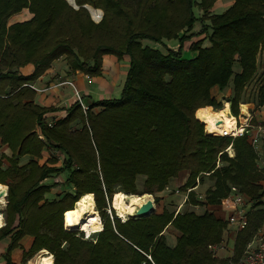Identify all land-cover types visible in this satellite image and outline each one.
<instances>
[{
	"label": "trees",
	"instance_id": "obj_1",
	"mask_svg": "<svg viewBox=\"0 0 264 264\" xmlns=\"http://www.w3.org/2000/svg\"><path fill=\"white\" fill-rule=\"evenodd\" d=\"M219 1L75 0L76 10L67 0H0V146L12 152L0 159V186L9 187L0 242L11 240L0 260L17 264L12 253L25 237L33 242L21 264L41 251L53 255V264H229L242 256L264 222V208L249 214V226L237 234L233 258L220 261L209 246L223 241L228 222L212 212L176 214L165 207L122 221L111 207L113 196L121 192L154 195L157 203L183 172L189 177L178 187L182 194L196 187L197 180L214 181L206 203L192 192L185 206H219L231 186L262 204L264 193L257 182L263 176L248 140L208 135L198 119L206 124V113L213 110L207 107L222 110L213 89L223 92L231 83V111L239 115L240 104L250 103L243 97L258 73L260 57L264 67V0H232L225 12L213 14ZM84 6L103 11V19L94 22ZM94 9L98 21L102 13ZM24 10L33 17L9 25ZM197 23L200 31L191 33ZM145 40L160 46L178 40L180 46L163 52L144 45ZM188 41L194 57L183 54ZM106 56L130 59L121 97L93 102L86 113L75 102L66 117L54 118L48 126L46 115L54 109L37 105L30 85L60 59L70 74L102 77ZM30 64L33 73L23 75L21 69ZM257 103L264 106V71ZM231 145L233 158L226 152ZM45 149L50 155L41 163ZM56 152L64 155L62 167ZM26 156L29 162L20 166ZM61 173L71 191L49 199L56 184L44 182ZM139 177L145 179L143 192L137 187ZM1 187L0 197L6 191ZM87 194L94 195L104 225L91 241L64 223L68 220L77 229L74 210ZM170 227L179 233L175 246L166 236Z\"/></svg>",
	"mask_w": 264,
	"mask_h": 264
},
{
	"label": "crops",
	"instance_id": "obj_2",
	"mask_svg": "<svg viewBox=\"0 0 264 264\" xmlns=\"http://www.w3.org/2000/svg\"><path fill=\"white\" fill-rule=\"evenodd\" d=\"M219 3L222 4L221 5L222 8H225L227 10L233 4V1L232 0H228V1H222L221 0V1H219ZM24 12H25V10L21 14H24ZM31 17H32L31 14H29L28 17L25 16L26 19H29ZM195 30H197V29L195 28ZM199 31H194L191 33H197ZM149 45L154 47V48H157V46H158V44H149ZM160 49H161V46H160ZM192 54H193V56H191V57L196 56V53H192ZM33 71H34L33 65H27L26 67L21 69V73L25 76L31 75L33 73ZM119 76H122V75H120V73L114 74L112 76V79H111L112 85L115 86L114 87L115 93H117L116 96L118 95V93H120L122 91V89L124 87L123 82H125V78L122 76V78L119 80ZM104 77H105V70H103V76L97 77V78H90L89 76H87L81 72H76V73L70 74L67 62L64 59L57 60L53 63L50 70H48L37 82H35L34 84H31V85H34L36 88V89H34L36 91L35 103L41 107H44V108H53L54 109L53 112L48 113L46 115L49 118V120H52L54 118L56 120L62 119L64 117H66L68 109L72 106L73 103H75V91L70 87H55L54 84H56L58 81H62V80H67V79L73 80L76 83L78 90L83 94L85 101L87 98L89 100L87 93L92 92L91 89H93V88H94L93 91L95 92L97 97H104V98L107 97L106 99H114L113 92H111V93L108 92L110 83H108V81H106L104 79ZM99 79H103L104 81L99 83ZM216 90H219V89L214 88L213 92ZM92 101H94V100L92 99ZM97 101H100V100L97 99ZM87 103L89 105L92 104V102H87ZM207 109H212V108L208 107ZM229 110H230V113L232 114L231 104H229ZM233 117H234V115H233ZM0 150H1L2 154L4 153V155H6V157L10 158L12 156V152L7 145L1 146ZM232 152H234L233 148H232ZM227 153L229 154L230 152L227 151ZM28 162H29V157L26 156L20 160V166H24ZM41 163H43V162L41 161ZM8 165L9 164H8L7 160H4V165H3L4 168L8 167ZM57 166L60 167L61 165H57ZM57 175H59V174H55L52 176L53 178H49V179L45 180L44 184L45 185H54V183H58L59 181L61 183L64 182V179H61L63 177L62 176L63 174L61 173L60 176H57ZM54 176H57V178H54ZM188 177H189V173L183 172L180 183L176 187H172L170 184V186L168 187L169 189L166 190L165 192H163L162 194H160L159 196L161 198H167V199L170 198L171 197V196H169L170 193H172L173 191L178 189L179 186L183 185L187 181ZM207 183L208 182L201 183L195 193L197 194V193H199V191L202 192L203 187H207V189H206V195H207L209 190L214 189V181H212V183L210 182L209 185H207ZM4 186H6V185H4ZM58 187H61V185L60 186H54L51 189V193L47 196L49 199H57L58 198L59 192L56 190ZM146 195H148V194H146ZM176 197L177 198L180 197V202H177V204L175 203V205H176L175 208L172 207L170 209L171 210L176 209V211H177L179 208L183 209L185 206V203L183 204V200H184L183 196H179V195L175 194L171 198H176ZM227 200L229 201L230 199L228 198ZM178 201H179V199H178ZM221 205H219V206H208V205L204 204V205H200V206H190V208H191L190 211H194L197 214H204L206 211H209V212L214 213L218 218L224 220L218 214L215 213L217 210H219L221 212V207H222ZM216 207H220V208L217 209ZM210 208L212 210H210ZM234 209H235L234 203L231 202L230 214H229L228 218L233 213ZM258 210H260V209H257V210L252 209L250 211V213H254L255 211H258ZM130 216H134V214L130 215ZM228 218L225 219L224 221H227ZM3 220H4V218H3ZM4 224L5 223L3 222V226H4ZM172 230H174V229L172 227H170L166 233H168ZM237 234H238V232L233 227H232V229H229V225H228L227 230L225 232V235L223 237V240L225 242H227V249H226V251H220L219 256H221L223 258H227L229 255H230V257H228V258H232L234 256V246H235ZM255 234H256V232H255ZM252 239H251V241H252ZM10 242H11L10 238H6L0 242V255H3L7 251V248L9 247ZM32 242H33L32 237H26L22 240L21 248L15 250L13 252V261L15 263L21 264V254L24 251H28L30 249ZM228 245H231L232 249L229 250V254L227 255ZM43 251H46V250H43ZM38 257H39V259H36V261L33 264H43V260L45 261L48 258L52 259L51 256L40 255ZM0 264H5V262L3 260H0ZM51 264H53V262H51Z\"/></svg>",
	"mask_w": 264,
	"mask_h": 264
},
{
	"label": "rangeland",
	"instance_id": "obj_3",
	"mask_svg": "<svg viewBox=\"0 0 264 264\" xmlns=\"http://www.w3.org/2000/svg\"><path fill=\"white\" fill-rule=\"evenodd\" d=\"M196 1H198V0H196ZM222 1H228V0H222ZM68 2V1H67ZM69 3V2H68ZM221 3H217L216 5H215V7H214V9H213V14H222L223 12H225L226 11V9L225 8H222L221 7ZM74 8V7H73ZM92 8V7H91ZM75 9V8H74ZM94 9V8H93ZM76 10H78V9H76ZM95 10V9H94ZM98 10V9H97ZM96 11V10H95ZM195 14L197 15V16H199L200 15V10H199V8L198 7H196L195 8ZM103 12V11H102ZM30 14V12L29 11H27V10H25V12H24V14H17V15H14L13 17H11V19L9 20V25H12V24H14V23H18V22H24V21H27V20H29V19H31L32 17H33V14H31V18H29V19H26L25 18V16L26 17H28V15ZM104 15V14H103ZM103 15H102V17H101V19L100 20H98V21H96V20H94L93 18H92V16H91V14H90V16H91V18H92V20L94 21V22H96V23H99L102 19H103ZM16 21V22H15ZM195 28L197 29V30H195ZM201 29V24L200 23H197L196 25H195V27H194V31H199ZM194 31H192V32H194ZM196 40H198L197 38H195V39H193V41H196ZM143 44L144 45H149V44H155L154 42H152V41H147V40H145V41H143ZM190 44H191V41H188V42H185V44H184V47H183V54H184V56H186V57H191V56H193V54H192V52L190 53L189 52V46H190ZM179 46H180V42L178 41V40H173V41H165V43H164V46H162L161 45V49H162V51L163 52H167L168 50H178V48H179ZM204 46H209V43H208V41H206L205 43H204ZM157 48H159L160 49V45H158L157 46ZM190 54V55H189ZM260 55H262V54H260ZM129 63H130V59L128 58V57H126V58H123L122 60H119V59H117L115 56H106L105 57V60H104V62H103V70H105V77H104V79L106 80V81H108V83H110V86H109V93H111V92H113V96H114V99H119L120 97H121V94H122V91L120 92V93H118V95L116 96V94L117 93H115V86H113L112 85V82H111V79H112V76L114 75V74H118V73H120V75H122L124 78H125V80H126V77H127V73H128V70H129ZM31 65V64H30ZM258 67H259V70H258V73H257V75L255 76V78H254V80L250 83V84H248L247 85V88H246V90H245V93H244V100L246 101V100H248V101H250V103L249 104H252V108H253V110H252V113L254 114V116H255V119L253 120V122H252V124L253 125H257V124H263L264 123V106H260L258 103H257V98H258V90H259V86H260V78L262 77V74H263V71H264V67H263V63H262V58L260 57L259 58V62H258ZM240 71V68H239V66L237 65L236 67H235V72H239ZM122 76H119V80L122 78ZM102 81H104L103 79H99V83H101ZM125 82H123V84H124ZM96 85V84H95ZM121 85V84H120ZM98 86V85H97ZM99 87V86H98ZM94 89V88H93ZM93 89H91L92 90V92H90V93H87V96L89 97V100H88V98L86 99V101L87 102H95V101H97V99H99V100H106V98L107 97H97V95L95 94V92L93 91ZM99 89V88H98ZM101 90V89H100ZM123 90V89H122ZM216 96H217V100L219 101V102H222L223 103V108L222 109H224V103L226 102V101H229V103L231 104V101H230V98H231V96H232V93H233V85H232V83L229 85V87L225 90V91H223V92H220L219 90H216V91H214L213 92ZM95 94V95H94ZM117 97V98H116ZM94 100V101H92V99ZM97 98V99H96ZM208 108V107H207ZM213 110H209V111H212V112H217V111H219V110H217L216 108H214V107H211ZM221 110V109H220ZM244 110H245V108H244ZM232 112V111H231ZM234 115V114H233ZM235 116V115H234ZM259 117V118H258ZM258 118V119H257ZM206 120V119H205ZM206 125H207V123H206ZM205 127V126H204ZM205 132H206V130H205ZM40 136H42V135H40ZM213 136V135H212ZM1 146H3V145H1ZM0 146V147H1ZM10 149V148H9ZM3 155H4V153H3ZM42 155H43V158H42V162H45L48 158H49V155H50V153L48 152V150L47 149H45L44 151H43V153H42ZM229 155V157L230 158H233L234 156H235V152H233V156H231L230 154H228ZM6 156V155H5ZM0 159H1V157H0ZM63 162H64V158L63 159H60L59 160V162H58V165H61L60 167H62V164H63ZM261 173V175L263 176V179L262 180H260V181H258L257 182V186H259L261 189H260V193H264V173H262V172H260ZM63 175V177L61 178V179H64V182H58V183H55L54 185L55 186H60L61 185V187H58L56 190L59 192V194H58V196L60 197V195H63L65 192H68V191H71L70 190V187L68 186V185H66V183H65V180H66V174L65 173H62ZM182 174L183 173H181L180 174V176L177 178V179H173L172 181H171V186L172 187H176L179 183H180V180H181V177H182ZM57 176H60V174L59 175H57ZM57 176H54V178H57ZM51 178H53V177H51ZM144 178L143 177H139L138 178V180H137V187H138V190L139 191H141V192H143V183H144ZM205 182H208L207 183V185H209L210 184V182L212 183V181L210 180V179H207ZM53 183V182H52ZM206 185V186H207ZM7 186V185H6ZM2 188V187H1ZM206 189H207V187H203V190H202V192H200L199 191V193H195L196 195H202V196H204V199L201 201L202 203H206ZM121 193H123L128 199H126V204H127V206L129 207V211H128V213H130L131 215H135L136 214V211L138 210V208L142 205H140V204H134V206H133V202H132V196H141V195H131V194H127V193H125V192H121ZM243 194L248 198H250L251 199V197L249 196V195H247V194H245L244 192H243ZM146 195V194H145ZM149 195V194H148ZM177 195H179V196H181V194H177ZM94 196V195H93ZM115 196L116 195H114L113 196V198H112V203H111V207H112V209L115 211V213H116V215L120 218V211H118V209H116L115 208V205H114V199H115ZM142 196H144V195H142ZM149 196H151V200H153L154 201V204H155V208H156V212L158 213V212H162V210L165 208V207H168V208H172V207H174L175 208V204L174 203H176L177 204V202H180V197H176V198H161L157 203L155 202V197H154V195H149ZM183 198V197H182ZM228 198H229V196H228ZM174 199V200H173ZM178 199H179V201H178ZM260 201H262V200H260ZM231 202H232V200L230 199L229 201L227 200V199H225V201L223 200V202H222V207H221V212L219 211V210H217L215 213L216 214H218L221 218H223L224 220L225 219H227L228 218V216H229V214H230V207H231ZM255 202V207H254V209L255 210H257V209H260L259 211H262V206L260 205V204H256V201H254ZM96 206V205H95ZM217 209H219L220 207H216ZM5 209H6V207H4V208H2V209H0V213L3 215V218H4V220H3V222L4 223H6V218H5V216H4V212H5ZM191 208H190V206H185L183 209H181L180 211L181 212H183V211H185V210H190ZM96 210H97V208H96ZM210 210H212L211 208H210ZM75 211V210H74ZM179 211V212H180ZM97 212H98V210H97ZM179 212H177L176 211V214H178ZM74 216H75V212H74ZM98 216H100L99 214H98ZM129 217H131L130 215H128L127 216V218L126 219H124V218H120L122 221H126ZM100 218V217H99ZM66 219H67V217H66ZM67 221V225H68V230H70L71 229V231H79V230H77V229H74V228H72L71 227V225H70V223L68 222V220H66ZM101 221V220H100ZM77 223H78V219H77ZM102 224V223H101ZM5 225V224H4ZM264 226V222L259 226V228H262ZM67 227V226H66ZM70 228V229H69ZM229 229H232V227L231 226H229ZM79 232H81V231H79ZM83 233V232H82ZM92 235V234H91ZM90 235V236H91ZM166 236H167V239H168V243H169V245L170 246H175L176 245V242H177V238H178V236H179V233L178 232H176L175 230H172V231H170V232H168V233H166ZM26 238V237H25ZM224 241V240H223ZM22 242V241H21ZM230 249H232V247H231V245H228V250H227V255L229 254V250ZM17 250V249H16ZM15 251V250H14ZM13 251V252H14ZM47 251V250H46ZM42 252V251H41ZM41 252H39V253H37L34 257H32L30 260H28V262H27V264H33L35 261H36V259H39V257L38 256H40L41 255ZM22 253V252H21ZM45 256H47V255H45ZM227 257V256H226ZM228 257H230V255L228 256ZM223 258V257H221V256H217V257H215V258H217V259H219L220 261H230V259L231 258ZM51 258H52V256H51ZM233 258V257H232ZM12 259H13V253H12ZM53 259V258H52ZM51 259V260H52ZM53 261V260H52ZM51 261V262H52ZM23 262V253L21 254V263ZM45 263V261L43 260V264ZM232 262H229V264H231Z\"/></svg>",
	"mask_w": 264,
	"mask_h": 264
},
{
	"label": "built area",
	"instance_id": "obj_4",
	"mask_svg": "<svg viewBox=\"0 0 264 264\" xmlns=\"http://www.w3.org/2000/svg\"><path fill=\"white\" fill-rule=\"evenodd\" d=\"M55 87H70L75 91V102H78L82 107L83 111L86 113L89 111V104L85 101L83 94L78 90L76 83L71 80H62L58 81L54 84ZM31 88L36 89L34 85H30ZM252 104L249 103H241L239 106V115L234 116V127L232 131L229 133H224L221 135H213V136H220L231 138L232 141L245 138L248 140L250 146L254 149L257 155V168L259 171H264V123L253 125L252 122L255 119L254 114L252 113L253 108L251 107ZM245 108V110H244ZM259 118V117H258ZM257 118V119H258ZM199 121L205 126L206 134L211 135L207 131V125L198 117ZM54 121L50 120L47 122L48 126L52 127L54 125ZM41 139L44 140L43 136H40ZM232 145L229 146L226 152H230L229 154L233 156L232 152ZM60 159L64 158V155L60 152H56ZM2 153L0 150V157ZM200 186L199 180H197V186L191 189H188L185 194H182L178 189L175 191L176 194H181L184 197L183 204L186 203L188 200L189 194L192 192H196L198 187ZM6 191L2 193L3 199L6 201L5 203H0V209L4 208L8 204V194H9V187L4 186ZM167 188L166 190H168ZM198 200L201 202L204 199V196L197 195ZM229 199L232 200L234 203L235 209L233 213L228 218V225L233 227L237 232L245 230L249 226V213L255 207V202L247 198L243 192L236 186L230 187V194ZM1 202V201H0ZM264 208V195L262 197V204H260ZM181 208L177 210L179 212ZM108 214L111 220H114V216L112 214L111 208L108 210ZM102 221V220H101ZM65 223V222H64ZM66 228V226H65ZM104 228L103 222L100 231L96 233H100ZM67 229V228H66ZM83 232V231H81ZM84 233V240L91 241L93 240V236L96 234H92L89 236L87 233ZM95 242V240H94ZM227 249V242L222 241L218 245H211L209 246L210 253L217 257L220 251H226ZM52 260L54 263V257L52 255ZM232 264H264V226L259 228L254 235L252 241L247 245L245 251L243 252L242 256Z\"/></svg>",
	"mask_w": 264,
	"mask_h": 264
},
{
	"label": "bare ground",
	"instance_id": "obj_5",
	"mask_svg": "<svg viewBox=\"0 0 264 264\" xmlns=\"http://www.w3.org/2000/svg\"><path fill=\"white\" fill-rule=\"evenodd\" d=\"M229 101L224 103V109L217 112L207 111L206 113V123L207 131L211 135H221L224 133H229L234 127L233 115L229 110ZM126 199H128L123 193L116 194L114 199L115 208L120 211V218L126 219L130 210L126 204ZM151 200V196H132L133 206L134 204H144ZM0 203H5L6 201L3 197H0ZM137 212V211H136ZM95 207L94 196L92 194L84 195L81 200L76 204L75 216L78 219L77 230L87 233L89 236L100 231L102 227V221ZM65 221V226L66 225ZM3 227V216L0 213V228ZM68 228V227H66ZM70 229V228H69ZM71 230V229H70ZM53 262V261H52ZM44 264H51V259L45 260Z\"/></svg>",
	"mask_w": 264,
	"mask_h": 264
},
{
	"label": "water",
	"instance_id": "obj_6",
	"mask_svg": "<svg viewBox=\"0 0 264 264\" xmlns=\"http://www.w3.org/2000/svg\"><path fill=\"white\" fill-rule=\"evenodd\" d=\"M67 1L69 2V4L72 7H74L75 9H79V7L75 4V0H73V2L71 0H67ZM84 8H86L89 11V13L91 14V16H92L91 9H93V8H91L90 6H84ZM95 10L96 11H100L102 13V15H103V12L101 10H97V9H95ZM92 18H93V16H92ZM155 210H156V208H155L154 201L153 200H149V201H147L146 203H144L143 205H141L138 208V210H137V212H136V214L134 216L135 217H148L152 213H154Z\"/></svg>",
	"mask_w": 264,
	"mask_h": 264
}]
</instances>
